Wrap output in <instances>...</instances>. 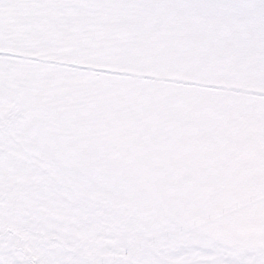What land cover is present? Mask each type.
<instances>
[{"label":"rangeland","instance_id":"1","mask_svg":"<svg viewBox=\"0 0 264 264\" xmlns=\"http://www.w3.org/2000/svg\"><path fill=\"white\" fill-rule=\"evenodd\" d=\"M0 264H264V0H0Z\"/></svg>","mask_w":264,"mask_h":264},{"label":"trees","instance_id":"2","mask_svg":"<svg viewBox=\"0 0 264 264\" xmlns=\"http://www.w3.org/2000/svg\"><path fill=\"white\" fill-rule=\"evenodd\" d=\"M77 71H85L86 72V70H83V69H79V68H75Z\"/></svg>","mask_w":264,"mask_h":264}]
</instances>
